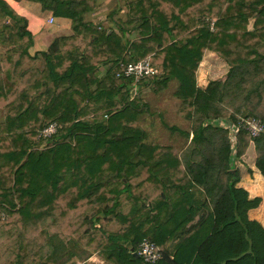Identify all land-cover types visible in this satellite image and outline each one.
Instances as JSON below:
<instances>
[{
    "label": "trees",
    "instance_id": "trees-1",
    "mask_svg": "<svg viewBox=\"0 0 264 264\" xmlns=\"http://www.w3.org/2000/svg\"><path fill=\"white\" fill-rule=\"evenodd\" d=\"M26 1L70 30L35 48L46 29L0 0V264H150L143 240L156 264H264V227L248 214L261 198L234 165L253 144L264 177V0H121L114 27L87 18L98 0ZM205 51L228 70L200 88ZM143 58L160 73L120 74ZM173 80L182 124L166 127L181 149L148 141L130 94ZM249 117L256 137L240 126Z\"/></svg>",
    "mask_w": 264,
    "mask_h": 264
},
{
    "label": "rangeland",
    "instance_id": "rangeland-1",
    "mask_svg": "<svg viewBox=\"0 0 264 264\" xmlns=\"http://www.w3.org/2000/svg\"><path fill=\"white\" fill-rule=\"evenodd\" d=\"M94 17L95 16H93L92 19ZM252 21H253L252 19L249 20V24H248L249 29L252 27ZM103 22L107 26L109 25L114 27L113 24H108L107 21H103ZM42 23L44 24L43 27L46 29V32L42 33V35L38 38V40L35 41V45H34L35 48H43L47 43L50 42V40L54 36L61 33L60 30L61 24L57 19H55L51 23H49L48 20L42 21ZM32 28L34 29L35 27ZM263 50H264V45H263ZM0 53L1 54L3 53L2 48H0ZM202 59L203 60H201V62L199 63L195 75H196L197 83L205 84L206 81L209 82L210 80H214L212 78H216V76H218V74L221 73V70L219 67L214 70L213 68L214 66L212 65L213 57H208V58L202 57ZM103 70L100 71L101 72L100 74H103L104 72ZM224 76L225 74L221 78H223ZM176 86L177 83L175 80H173L169 83L168 87L165 90L159 93L151 91V89L147 86H143L136 89L135 93L134 90L130 88V94L132 97L133 95L137 94L140 98H142L143 104L146 106L145 107L146 109L142 113H140V116L138 118V125L142 130H144V132H146L148 141H156L162 144H173V146H176L177 149H181L183 145V140L182 141L176 140L175 137L172 138V134L170 133V130L166 127V124L172 125L174 123L173 122L174 117L172 114L175 112V110H177V107L179 105V99L174 95ZM183 126L188 130L190 129L189 124L186 121L185 124H183ZM41 145L39 147H41ZM249 154H251V157L250 156L246 157L247 162L244 164L245 167L246 166L248 167V164L252 161V159L255 158V153L253 150H251V153ZM238 161L239 159L235 160V165H238L239 163ZM244 166H242L243 169ZM247 173L249 174V176H251L250 171H247Z\"/></svg>",
    "mask_w": 264,
    "mask_h": 264
},
{
    "label": "crops",
    "instance_id": "crops-1",
    "mask_svg": "<svg viewBox=\"0 0 264 264\" xmlns=\"http://www.w3.org/2000/svg\"><path fill=\"white\" fill-rule=\"evenodd\" d=\"M12 8L19 13L20 15L24 16L28 21V28L32 31L33 34H38L40 30L43 27L42 21H45L47 19V16L44 15V13L40 10L39 6L35 3L22 0V1H15V0H7ZM122 3L121 0H98L99 4V10L96 11L95 14L88 15L89 19L98 18L100 21H107L109 16L113 13V11L117 10L119 5ZM119 17L122 19L126 18L125 11L120 12ZM59 23L61 24L60 30L61 33H67L70 30V21L66 18H56ZM31 26V27H30ZM32 27H35L34 29ZM213 57L212 65L214 66V70L216 68H220L221 73L216 76V78L212 79H220L228 70V65L219 57L216 56L215 53L211 51H205L203 58ZM203 60V59H202ZM104 69L103 66L101 68ZM207 82L205 84L197 83V86L200 88H204L207 85ZM174 117V123L173 124H182L180 118L175 112L172 114ZM251 150L254 151L253 144H250L248 146V149L246 150L245 154L239 159L238 165H234L237 167L240 171V180L237 183V186H242L246 189L248 192L249 197H255L259 196L261 199V202L258 207L251 209L248 214L250 218L256 219L260 222V224L264 227V217H263V203H264V177L262 174L258 171V169L255 167L254 159L248 164V167L244 166V164L247 162L246 157H251ZM255 153V152H254ZM242 162V163H241ZM244 166V169L242 168ZM248 168V169H247ZM247 171L251 172V176L247 173ZM105 264L104 261L99 259L95 254L90 255L85 260H77L73 264Z\"/></svg>",
    "mask_w": 264,
    "mask_h": 264
},
{
    "label": "built area",
    "instance_id": "built-area-1",
    "mask_svg": "<svg viewBox=\"0 0 264 264\" xmlns=\"http://www.w3.org/2000/svg\"><path fill=\"white\" fill-rule=\"evenodd\" d=\"M48 22L51 23L55 19L49 17ZM121 73L126 77H132L134 81H138L140 78L146 75H155L160 73V69L153 66L148 58H143L135 62H129L127 64L120 63ZM221 123L222 121L219 120ZM240 126H242L247 132L252 136L256 137L263 131V124L261 121L255 117H249L246 119L240 120ZM56 124L50 123L44 127L41 131L43 135H50L55 132ZM137 254L143 258V260L150 264H156L157 261L161 258L160 253L156 249L155 245L149 240H143L139 245Z\"/></svg>",
    "mask_w": 264,
    "mask_h": 264
},
{
    "label": "water",
    "instance_id": "water-1",
    "mask_svg": "<svg viewBox=\"0 0 264 264\" xmlns=\"http://www.w3.org/2000/svg\"><path fill=\"white\" fill-rule=\"evenodd\" d=\"M136 255V253H134Z\"/></svg>",
    "mask_w": 264,
    "mask_h": 264
}]
</instances>
